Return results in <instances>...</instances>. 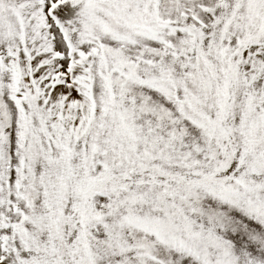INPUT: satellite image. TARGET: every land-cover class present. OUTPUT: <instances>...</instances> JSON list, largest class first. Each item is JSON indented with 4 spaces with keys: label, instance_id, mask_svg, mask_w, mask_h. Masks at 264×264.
Wrapping results in <instances>:
<instances>
[{
    "label": "snow or ice",
    "instance_id": "6c2138e0",
    "mask_svg": "<svg viewBox=\"0 0 264 264\" xmlns=\"http://www.w3.org/2000/svg\"><path fill=\"white\" fill-rule=\"evenodd\" d=\"M0 264H264V0H0Z\"/></svg>",
    "mask_w": 264,
    "mask_h": 264
}]
</instances>
